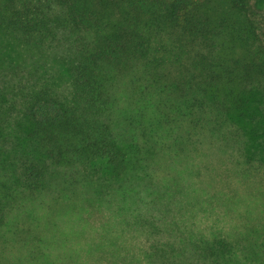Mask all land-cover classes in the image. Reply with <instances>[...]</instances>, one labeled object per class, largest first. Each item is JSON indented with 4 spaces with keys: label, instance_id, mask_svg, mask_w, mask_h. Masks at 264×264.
I'll return each instance as SVG.
<instances>
[{
    "label": "trees",
    "instance_id": "obj_1",
    "mask_svg": "<svg viewBox=\"0 0 264 264\" xmlns=\"http://www.w3.org/2000/svg\"><path fill=\"white\" fill-rule=\"evenodd\" d=\"M210 1L0 0V26L16 39L29 47L64 40L76 55L66 93L43 84L22 99L31 140L66 171L52 188L55 213L69 209L63 198L71 185L98 184L101 193L125 200L120 211L133 218L126 226L150 236L159 230L153 206L181 192L175 178L154 188L161 160L181 166L188 179L214 166L211 155L227 160L241 179L260 172L258 138L242 125L249 100L242 97L257 89L264 100V42L255 40L247 54L231 58L226 26L208 43ZM228 3L242 11L248 0ZM255 5L264 9V0ZM108 10L119 17L111 29ZM48 173L46 162L33 160L6 182L0 172V264H264V224L229 232L212 226L174 240L149 239L144 247H50L49 206H41L44 220V213L27 220L1 213L20 205L14 201L20 190L39 194ZM190 192L185 206L212 199L198 187Z\"/></svg>",
    "mask_w": 264,
    "mask_h": 264
},
{
    "label": "rangeland",
    "instance_id": "obj_2",
    "mask_svg": "<svg viewBox=\"0 0 264 264\" xmlns=\"http://www.w3.org/2000/svg\"><path fill=\"white\" fill-rule=\"evenodd\" d=\"M205 11L210 17L208 43H212L216 33L223 34L226 26L229 34L231 27L233 54L226 53L231 58L247 54L255 40L264 42V9L258 8L255 0H248L247 8L242 11L233 9L228 0H211ZM107 14L108 29H111L119 22V17L111 10ZM214 18L219 22L215 23ZM63 29L61 27L60 32ZM218 38L215 37L216 42ZM69 45L62 40L51 46L29 47L7 28L0 26V172L6 174V182L13 178L23 162L33 160L49 165L47 180L39 194L34 196L20 190L14 198L20 205L1 212L3 216L9 220H27L37 212L44 213L41 216L44 220L47 219V207L44 210L41 206H49L51 229L44 233L51 240L50 247H144L149 239L157 238L160 242L174 240V234L188 231L207 233L212 226L229 232L240 224H264V100L257 89L242 97L249 99L244 103L248 115L242 125L258 138L254 145L259 162L262 161V169L256 175L241 179L234 175L227 160L220 162L216 155H211L208 159L214 166L205 167L199 177L188 179L181 166L173 164V161L161 160L162 165L155 167L154 188L159 189L163 181L175 178L181 192L170 198L165 196L153 206L157 209L153 212L159 217V230L150 236L146 232L133 231L132 225L126 226V220L131 222L133 218L120 211L122 197L105 191L101 193L96 183V186L86 182L71 185L68 198H63L69 209L65 213L51 210L56 198L52 196L55 192L52 188L61 182L66 171L52 166L41 152L37 140H31V124L22 111V99L29 89L43 84L55 93L68 91L69 67L76 59ZM208 48L205 46V50ZM127 182L130 181L125 180L123 184ZM191 187H198L203 195L212 196V199L204 205L185 206L183 201ZM21 207L26 210L22 211ZM161 211H165L163 216L159 213ZM169 223L173 226L170 227ZM8 247L12 246L9 244Z\"/></svg>",
    "mask_w": 264,
    "mask_h": 264
}]
</instances>
